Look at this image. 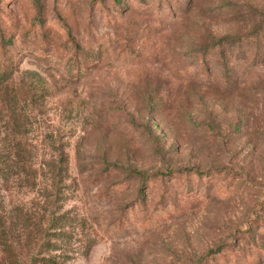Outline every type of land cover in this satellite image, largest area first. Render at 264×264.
<instances>
[{"label":"rangeland","instance_id":"rangeland-1","mask_svg":"<svg viewBox=\"0 0 264 264\" xmlns=\"http://www.w3.org/2000/svg\"><path fill=\"white\" fill-rule=\"evenodd\" d=\"M264 264V0H0V264Z\"/></svg>","mask_w":264,"mask_h":264},{"label":"trees","instance_id":"trees-1","mask_svg":"<svg viewBox=\"0 0 264 264\" xmlns=\"http://www.w3.org/2000/svg\"><path fill=\"white\" fill-rule=\"evenodd\" d=\"M109 1H110V3H111L112 5H117V6H118L121 0H109ZM41 261H42L41 264H45V262H47V261H45V260H41Z\"/></svg>","mask_w":264,"mask_h":264}]
</instances>
